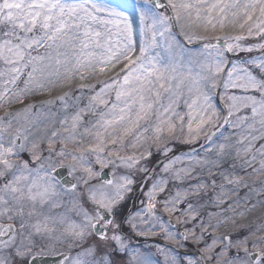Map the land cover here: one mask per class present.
<instances>
[{"label": "snow or ice", "instance_id": "1", "mask_svg": "<svg viewBox=\"0 0 264 264\" xmlns=\"http://www.w3.org/2000/svg\"><path fill=\"white\" fill-rule=\"evenodd\" d=\"M174 27L188 44L203 41L200 51L193 54L183 47L173 33ZM197 29L222 34L199 35ZM235 29L239 32L234 33ZM249 37H256L258 42L246 44ZM161 43L168 53L167 61L155 52ZM254 50L262 56L240 60L228 55ZM108 72L115 75L98 80V89L84 83ZM22 77L24 87L17 90ZM77 80L80 83L76 84ZM73 86L81 95L89 93L87 103L80 107L81 96H73L71 91L56 98L65 112L60 120L62 146L56 152L51 139L48 146L50 153L62 158L61 164L65 158L74 162L69 175L74 171L81 173L69 187L76 192L78 184L84 186L83 203L79 198L71 202L82 219L76 223L41 210L45 205L61 206L55 168L44 169L43 164L30 167L28 160L20 158L24 143H17L28 140L26 125L36 105L7 112L0 117V264H15L16 260L29 264L43 252L38 240L56 238L58 231L65 237L62 243L80 248L75 254L60 253L62 264H111L106 257L97 258L94 246L84 247L94 234L111 241L115 251L128 257L127 264H155L150 253L129 247L121 225L115 222V213L135 181L125 175L115 181L90 183L100 175L93 168V159L101 168L119 161L132 169L146 158L144 153L120 155L126 147L150 142L167 156L171 151L167 142L179 132L187 144H195L203 136L201 148L208 153L216 146L213 138L226 125L238 130L235 143L243 147L237 149L236 155L248 157L243 164L252 166L259 156V167H253V172L264 173V143L254 150L256 141L264 140V0H151V7L139 12L135 34L124 11L105 6L100 0H0V107L13 101L23 103L28 96L50 92L55 87ZM218 88L223 92L222 108L213 103ZM181 102L187 109L183 114L178 111ZM70 107L72 112H68ZM13 121L24 123L13 128ZM57 136L61 133L53 131L52 137ZM86 139L90 140L88 144ZM69 144L77 147L69 150ZM38 147L31 145L33 160L40 159L35 151ZM225 148L221 143L216 151L223 154ZM151 154L147 152V156ZM189 158L201 163L196 157ZM179 160V156L170 158L164 171ZM141 170L149 171L146 167ZM180 172L188 173L190 169ZM180 172L174 173L177 179ZM225 179L229 184L240 182ZM165 183L163 179L152 183L146 193L149 203L142 211L152 220L149 231L159 225L166 239H174L155 215L153 201L157 191H164ZM199 187L196 186L197 191ZM184 199L186 196L177 190L162 201L164 210L179 211L177 206ZM84 203L91 204V210ZM187 210L181 215H188L193 206L188 204ZM140 215L137 212L123 222L135 229V218ZM190 219L195 220L196 216L191 215ZM200 223L199 236L193 228L181 234L182 239L188 240L191 233L197 242L203 240L207 229ZM109 227L113 230L111 236L107 234ZM254 236L250 233L237 240L213 237L210 244H205L202 252L207 255L202 259L206 264H264V236L249 245ZM218 244L224 246L215 251ZM231 249L236 250L234 256L228 255ZM157 251L164 255L166 264H179L164 248L157 246ZM188 264L194 262L189 260Z\"/></svg>", "mask_w": 264, "mask_h": 264}, {"label": "rangeland", "instance_id": "2", "mask_svg": "<svg viewBox=\"0 0 264 264\" xmlns=\"http://www.w3.org/2000/svg\"><path fill=\"white\" fill-rule=\"evenodd\" d=\"M163 1V0H162ZM105 6H116L120 10L124 11L129 19L133 23L134 34L138 27L139 12L146 7H151V0H100ZM159 11V10H158ZM168 14V13H165ZM199 35L214 36L221 35L219 31L203 32L202 30H196ZM234 33H238L239 29L232 30ZM173 33L176 34V39L180 42L183 47L189 49L193 54L200 51L203 41H194L188 44L183 36L179 35V29L173 28ZM258 42L256 37H249L246 44H252ZM178 53L179 49H175ZM155 52L159 54L165 61L168 59V53L163 48L161 43L155 49ZM231 59H251L259 58L262 53L259 50L253 52H241L238 56L228 54ZM199 57H197L198 59ZM255 71V69H254ZM114 72H108L105 76L92 78L84 83L95 85L98 89L100 87L98 80L108 79L114 76ZM24 79L22 77L18 82V89L24 87ZM76 84L80 81H76ZM66 91H71L73 96H81L79 106L83 107L88 100L89 93L85 91L82 95L73 86L72 89L55 87L50 92L38 93L30 95L26 98L23 103L13 101L10 104H4L0 107V117H4L7 112H16L22 110L28 104H34L36 107L31 109V115L26 126L29 128L28 140L20 141L24 143V148L20 151V158L28 160L30 167L37 168L43 164L44 169L56 168L60 165H67L71 171V165L74 163L70 158L63 159L61 164V157L57 156L55 152H49L48 141L53 140V148L58 152L61 148L60 140L63 135V130L60 125V120L63 119L65 112L62 108L61 103L56 99ZM234 91V90H230ZM114 97V93L112 94ZM223 92L218 88L214 94L213 103L217 108L224 106V101L221 99ZM52 100L53 103L48 105H42V101ZM74 109L69 108L68 112H72ZM178 111L183 114L187 111L183 102H181ZM223 117V113H221ZM222 122V121H221ZM20 123L13 121V128L20 127ZM53 131H59L61 136L52 137ZM237 131L230 126H222L221 132H218L216 137L213 139L216 141V146L223 143L226 145L223 154L216 151V146H213L211 152H204L201 145L204 142V137L201 136L195 144L183 143L185 137L177 132L176 138L168 141V146L171 151L167 156L163 155L161 151L157 150V146L150 142H142L136 148L126 147L120 155L128 156L137 153H144L145 159L141 160L140 164L132 169L125 168L117 161L116 163L109 164L105 168H101L98 164H95L93 159V168L100 175L93 178L91 184H99L102 180L100 179L101 172L107 170L109 177L112 180H119L121 176H130L135 183L131 186V191L125 194L124 200L121 202L118 211L115 213V222L121 225V231L125 236L130 248H137L141 252H148L152 255L155 264H166L165 257L159 251L157 246L164 248L169 252L170 256H175L179 264H188L191 260L194 264H206L202 256L207 255L202 252L205 244H210L213 237H224L229 236L232 240H237L245 236H249L250 233H255L254 237L249 239V245H251L254 239L264 236V173L257 174L253 172V167H259L260 157L257 156V160L252 166H245L243 160L247 159L243 155L237 156L236 151L238 148L243 146L237 145L235 142L238 138ZM90 142L89 139L85 140V144ZM19 143V141L17 142ZM35 143L39 147L35 150L39 155L40 159H32V148L31 145ZM264 143V140H258L255 143L254 150L259 148ZM77 147L75 144H69L68 149L73 150ZM163 145H161V148ZM195 149V151H193ZM151 151V156H147V152ZM251 153H249V156ZM181 157V160L177 161L172 167L165 172L164 165L168 163L172 157ZM198 158L201 163H196L195 159L189 157ZM158 167L155 171H152L155 164ZM141 167H146L149 171L144 172ZM181 169H190V172H180ZM180 172V178L177 179L174 173ZM77 181L81 173L79 171L71 172ZM149 173V175H148ZM148 175V176H147ZM237 180L239 183L229 184L228 180ZM56 179V178H55ZM163 179L166 181L164 185V191H157L155 200L156 203L155 215L159 216L165 223L168 231L173 233L174 239H166L165 233L161 231L159 225L152 228L149 231L152 220L149 214L143 212L149 203V199L146 193L150 190L153 182ZM57 181V189L60 195L57 197L60 207L52 208L50 205H45L41 210L53 217L60 215L66 216L69 221H75L80 223L82 217L78 212L72 208V201L79 198L83 203L85 197L82 195L84 192V186L78 184L76 192L71 190L65 191L60 182ZM215 181V184L212 183ZM200 186L199 190H196V186ZM179 190L182 197L186 196L177 207L179 211L174 213H168L164 210L162 201L173 196L176 191ZM136 195L134 205L130 208L129 202ZM223 201V202H221ZM143 202V203H142ZM127 204V207L125 206ZM193 206L192 212L188 215H181V212H187V205ZM255 205V207H253ZM85 208L91 210L92 205L84 203ZM141 212V215L135 218L136 228L131 227L130 224L124 223L128 217L133 216L135 213ZM191 215H195L196 219H190ZM171 223H168V222ZM203 227L207 229L203 233L204 239L197 242L192 238L189 233V239L183 240L181 234L185 233L186 230L195 228L196 235L201 234V223ZM5 223H8L5 221ZM19 227L18 221L14 222ZM219 225V226H217ZM66 226V225H65ZM260 229L257 231V229ZM139 230V231H138ZM140 231L147 232V235L139 234ZM112 228L109 227L107 234L112 235ZM65 240V237L60 236L59 231L56 233V238H44L38 240V243L43 252L40 255H56L61 252H75L80 251L79 247H70L68 242H61ZM225 243H227L225 241ZM92 245L96 249V256L106 257L111 264H127L128 257L124 254L118 253L113 249L111 241H104L98 235H92L86 240L84 247ZM223 244H218L215 251H219ZM251 250V248H250ZM236 253L235 249H231L228 253L229 256H234ZM243 253H241L242 255ZM15 264H22L20 260H16ZM207 264H214L212 261H208Z\"/></svg>", "mask_w": 264, "mask_h": 264}, {"label": "water", "instance_id": "3", "mask_svg": "<svg viewBox=\"0 0 264 264\" xmlns=\"http://www.w3.org/2000/svg\"><path fill=\"white\" fill-rule=\"evenodd\" d=\"M69 172L70 169L66 165H62L57 167L53 173L63 187L67 189H70L69 186L71 183L77 182L72 173L69 175ZM101 179H109L108 171L104 170L102 172ZM30 264H62V257L60 253L57 255H39L34 261H30Z\"/></svg>", "mask_w": 264, "mask_h": 264}, {"label": "trees", "instance_id": "4", "mask_svg": "<svg viewBox=\"0 0 264 264\" xmlns=\"http://www.w3.org/2000/svg\"><path fill=\"white\" fill-rule=\"evenodd\" d=\"M136 198H137V197H136V195H135L132 199H130L131 202H129V206H128V207H130L131 205H134ZM125 206L127 207V204H126Z\"/></svg>", "mask_w": 264, "mask_h": 264}]
</instances>
